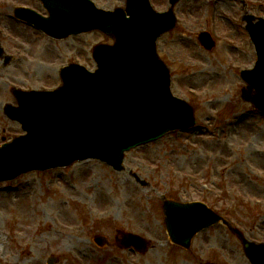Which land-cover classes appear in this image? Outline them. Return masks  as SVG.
Segmentation results:
<instances>
[{
    "label": "rangeland",
    "instance_id": "obj_1",
    "mask_svg": "<svg viewBox=\"0 0 264 264\" xmlns=\"http://www.w3.org/2000/svg\"><path fill=\"white\" fill-rule=\"evenodd\" d=\"M94 1L104 9L125 5V0ZM209 1L185 0L179 10ZM244 1L261 4L253 13L264 17V0ZM16 6L47 15L38 0H0L1 44L15 57L9 67L0 61V147L26 134L3 111L6 105L17 106L12 87L54 90L61 85L59 71L65 65L79 63L95 70L93 48L107 42L99 32L54 41L17 20ZM222 9L228 15L230 8L218 9L222 29L234 35L236 22L221 18ZM201 13L191 10L196 29L204 28ZM237 30L238 51L223 50L218 43L216 50L223 54L216 56L200 54L203 50L193 41L190 51L175 45L189 55L172 59V40L180 34L171 32L160 41V55L174 72V94L195 107L199 126L194 131L167 134L132 149L122 172L87 160L0 182V264H46L51 254L59 256L60 264H251L240 240L222 224L199 234L191 253L175 250L161 206L162 196H172L173 189L179 201H204L217 211L228 210L250 239L264 241V113L241 99L246 84L239 75L252 69L257 57L243 27ZM216 71L220 80L214 79ZM222 78L225 83H217ZM131 172L148 186L136 182ZM119 232L142 235L153 248L145 255L122 250ZM97 234L107 236L111 247L99 249L93 241Z\"/></svg>",
    "mask_w": 264,
    "mask_h": 264
},
{
    "label": "water",
    "instance_id": "obj_2",
    "mask_svg": "<svg viewBox=\"0 0 264 264\" xmlns=\"http://www.w3.org/2000/svg\"><path fill=\"white\" fill-rule=\"evenodd\" d=\"M42 2L49 18L23 8L16 10L17 17L54 38L100 30L117 43L95 49V73L82 66H69L61 71L64 84L58 90L19 92L20 107H6L7 114L22 124L27 135L0 148V181L91 157L121 171L125 150L195 122L192 108L172 95L169 71L156 55L155 41L172 28V20L164 29V16L150 9L149 0H130V18L119 10L98 9L90 0ZM245 19L258 61L253 70L242 73L250 85L243 98L264 111V19L257 23L253 16ZM164 209L170 236L175 242L185 241V245H190L198 231L221 220L200 203L166 201ZM236 233L251 261L264 264V244H255ZM97 241L106 243L101 236ZM122 245L143 251L147 242L129 234Z\"/></svg>",
    "mask_w": 264,
    "mask_h": 264
},
{
    "label": "flooded vegetation",
    "instance_id": "obj_3",
    "mask_svg": "<svg viewBox=\"0 0 264 264\" xmlns=\"http://www.w3.org/2000/svg\"><path fill=\"white\" fill-rule=\"evenodd\" d=\"M185 0L180 1L175 7H174V13L176 16V20H177V27L172 31V34L174 33H179L180 36L177 37L176 39L172 40V59H176V58H180L183 57V55L188 56L189 54L186 53H182V52H178L177 48L175 45H178L180 48H185L187 51L191 50V47L189 45L190 42L195 43V45H193L194 47H197L201 50H203V52H200V54H204V55H217L221 52V54H223V51L218 52L216 50V47L218 46V43H221V46L224 49L226 48H230L233 49L234 51H238L234 41L237 40L238 35H241L240 32L237 30L243 27L244 32L247 34V38L249 39L248 33L246 32L245 29V25L242 21V12H241V8L243 7L245 9V11L255 9H258V5L253 4H245V5H240L238 3L235 4H225L224 2L230 1V0H218V1H222L223 3H219V4H209V5H194L191 4L190 7L186 10H184L183 12H181L179 10V6L180 3L181 5L183 4ZM189 1H193V0H189ZM154 3V7L160 11L163 12L165 11L166 8H168V0H165V4H158L156 2V0H153ZM213 6V10L211 11V9H209V7L211 8ZM222 6L226 7L227 9L230 8V13L227 15V13L224 11L225 9H222L221 13L223 15V19L225 20H229L230 22H236V26L234 27V31L235 34L232 35V32H225L222 29V25H224V23L219 22V16H218V9L219 7L221 8ZM243 9V10H244ZM191 10L196 11L198 14H202L201 12H203V24H204V28H201V31H210L212 36L214 37V39L216 40V45L214 47L213 50L208 51L206 50L198 36H199V31L198 29H196L195 25L196 23H194L193 16L191 17ZM187 21V22H185ZM239 21H241L242 24L239 23ZM181 22V23H180ZM179 23V25H178ZM182 25V26H181ZM242 36H240L239 38H241ZM223 43V44H222ZM225 45H227V47H225ZM230 54V53H229ZM249 55H251L249 53ZM254 58V56H253ZM172 197H173V189H172Z\"/></svg>",
    "mask_w": 264,
    "mask_h": 264
},
{
    "label": "bare ground",
    "instance_id": "obj_4",
    "mask_svg": "<svg viewBox=\"0 0 264 264\" xmlns=\"http://www.w3.org/2000/svg\"><path fill=\"white\" fill-rule=\"evenodd\" d=\"M220 75H221V73L216 74L214 79L220 80V79H221V78H220ZM223 80H224V78H222V80H221L220 82H217V83H220V84L225 83ZM222 81H223V82H222Z\"/></svg>",
    "mask_w": 264,
    "mask_h": 264
}]
</instances>
